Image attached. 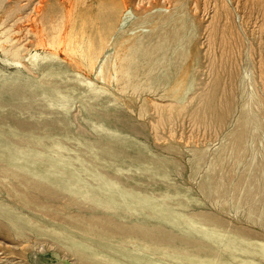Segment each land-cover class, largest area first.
Returning a JSON list of instances; mask_svg holds the SVG:
<instances>
[{
  "label": "rangeland",
  "instance_id": "rangeland-1",
  "mask_svg": "<svg viewBox=\"0 0 264 264\" xmlns=\"http://www.w3.org/2000/svg\"><path fill=\"white\" fill-rule=\"evenodd\" d=\"M37 1L2 0L0 12L20 7L18 12L25 13ZM62 1H67L69 8L56 20L65 28L54 39L48 56L37 59V65L31 64L34 58L27 50L18 57L22 63L14 64L3 52L6 42L3 45L0 41V264H34L36 258L45 261L40 264L77 262L62 237L79 234V230L91 239L100 234L107 243H117L124 233L146 234L142 230L146 224L129 225L130 215L120 218L114 214L116 210L70 191L73 186L66 189L55 179H43L39 174L55 168L50 169V156L69 161L93 183L96 179L85 168L139 192L170 194L166 199L176 210L190 212L192 205L197 218L216 224V230L226 229L223 242L234 244L236 240L243 245L252 238V251H261L264 1ZM125 9L130 14L126 26L135 27L132 33L141 35L144 42L138 51L142 59L135 62V71L144 73L137 92L129 95L104 84L100 73L73 64V60L79 61L80 50L76 42H69L84 33L93 38ZM169 13L173 21L159 25V34L152 30V22L142 19L151 16L164 21ZM30 16L15 24L23 34L32 23ZM7 17L3 16V24ZM123 48L124 44L115 45L120 51ZM48 63L55 67L41 73L40 68ZM103 69L115 77L112 67ZM83 78L108 91L90 97L88 85L79 80ZM167 80L179 93L187 89L185 102L178 98L165 102L153 96L162 86L159 82ZM54 87L68 91L67 106L48 103ZM43 90L46 94L41 95ZM150 96L157 100H150ZM53 142L60 146H51ZM20 146L24 152H38L26 168L9 165ZM54 152L57 154L50 155ZM34 171L38 174L31 173ZM69 176L68 169L59 174L61 179ZM181 214L179 222L183 221ZM166 222L155 225L159 236ZM179 222H172L176 225L167 231L177 255L165 258L164 264L190 262L192 259L177 256L190 251L191 244L197 251L219 253L218 260L230 257L228 251L220 253L222 245L216 243L214 234L200 237L195 231L194 237H189ZM258 257L264 262V254Z\"/></svg>",
  "mask_w": 264,
  "mask_h": 264
},
{
  "label": "bare ground",
  "instance_id": "bare-ground-1",
  "mask_svg": "<svg viewBox=\"0 0 264 264\" xmlns=\"http://www.w3.org/2000/svg\"><path fill=\"white\" fill-rule=\"evenodd\" d=\"M249 1L252 4V1ZM1 2L2 0H0V4ZM19 8L20 7L9 8L6 11L0 12V41H2V44L4 41L6 42L4 43L5 46L2 47L3 52L12 57L11 59L14 64L17 63L16 65H19L18 63H20L21 60H19L18 57L24 50H27L29 57L34 58L31 64L35 66L37 65L38 58L45 59L48 56V53L51 52L50 48H53V44L55 43L54 39L63 32L65 25L63 23L60 24L56 19L69 8V3L62 0H38L37 4L32 5L28 12H25L24 10L25 13H23L22 11L23 14L20 11L21 9L19 10L20 12H18ZM23 9L24 7L22 6V10ZM128 13V9L120 10V14L117 17L118 19L116 16L109 19L104 27L99 29L93 38L89 33H84L78 40L70 39L69 41L71 43L76 42V45L80 50V59L79 61L73 60V64L81 65L87 70L100 73V78L103 79L104 84L113 85L117 92L120 94L124 92V94L127 95L132 92H137L139 89L138 86L141 83L140 74L144 73L135 71V62L142 59L138 56V51H141L144 42L141 35L132 33L135 27L126 26L130 15ZM3 14L8 15V19L6 18L8 21L4 24ZM28 14L32 16V18L30 16L32 23H30V25L28 23L29 26H27L26 33H24L27 35L25 38L21 39L24 34L21 33V28H19L18 25L15 26V24ZM165 17L166 19L164 21H156L151 16H144L142 19L144 21L152 22V30L154 33L159 34V25L173 21L172 14L169 13ZM23 29H25V27ZM24 40H27V42L24 43ZM117 44L119 46L124 44V48L121 51L115 49V45ZM28 46H34V48L31 50L28 49ZM38 49L43 53L41 57H38L41 55V52H37ZM54 57H56V55H54ZM105 66L106 69L108 67L114 69L112 71L113 75H115L114 78L105 72V69H103ZM52 67H55L54 63L44 65V67L40 68L41 73H44L45 71L48 73L51 72ZM131 67L132 69L130 72L129 69ZM79 80L86 82L88 85L87 90L90 93V97L98 96L104 90L108 91L102 85H93V83L87 79L83 78ZM172 83L171 80L159 82L162 86L159 90H154L153 96H157L158 98L161 97L165 102H171L173 98H178L181 102H185L188 97V95H186L187 89H184L182 93H179L174 87H172ZM35 85L40 86L39 83H35ZM153 89H155V87ZM52 91L53 94H48V103H57L63 107L67 106L68 99L66 98L69 95L68 91L61 92L57 87H54ZM110 93L112 92L110 91ZM40 94L43 95L46 94V92L43 90ZM144 96L147 97L149 95L145 94ZM153 96H150V100H154ZM56 145L60 146V143L53 142L51 146ZM16 150L15 158L9 162V165L14 168L28 167L31 163H34L36 158L34 155L38 154V152L32 154L33 152H30L29 150L24 152V149H22L21 146ZM40 154L42 153L40 152ZM56 154L57 152H54L50 155ZM49 160L51 163L49 165L50 169L55 168L39 174L43 179L51 181L55 179L56 181L54 182H56L57 185H60L61 187L63 186L66 189L73 186L75 189H70V191L89 200L95 201L97 205H102L113 211L116 210L114 214L120 218L127 219L130 215L131 218L129 219V225L134 224L135 226H139L141 225L139 223L142 222L147 226L146 229H142L146 234H120L117 238V243H107L104 238H101L102 235L100 236V234L98 238L91 239L85 233L81 232L82 230H79V234L75 232L74 235H67L68 233H66V235L62 237L63 242L67 245L69 250L75 254L77 260V262H69L67 264H164L165 258H174L175 255H177L173 248V244L171 243V234L169 232L167 234V231L176 225H173L172 222L176 223V220L179 222L178 215L183 212L173 208L172 203L166 199L170 197V194L158 196L153 193L139 192L132 188H128L126 184L120 180H111L94 169L85 168L84 170L96 179V182L93 183L87 180L80 171H76L69 161L61 160L58 156H50ZM64 169L70 171V176L61 179L59 178V174L63 172ZM31 173L38 174L36 171ZM51 176L55 177L50 178ZM190 207V212L181 214L183 221H180L179 225L182 224V226L189 231V237H194L193 232L195 231H198L200 237L207 236L210 233L214 234L217 238V240H215L216 243L221 242L220 245H222V251L220 253L228 251L230 257L218 260L221 258L219 257V251L217 252L218 254L213 251H197L198 249L194 250V245L191 244L189 246L190 251L187 250L185 254L181 253L184 256H177L178 259H192L191 261L189 260L190 262H187V264H264L262 259L258 257V255L264 254V243L258 244L261 248V251L258 253L253 252L250 248V244L253 243L252 238H247L246 243H243V245L234 239V244H229L227 241L225 243L223 242V239L227 235L226 229L216 230V224H207L203 218H197L195 214L196 212L192 209V205H190ZM173 210H176V213L173 214ZM163 220L167 222L163 227L164 231L159 229V232L160 230L161 233L163 232V235L159 236L158 233L156 234V229V232L154 231V228L155 225L161 224ZM232 241L230 243H232ZM220 245H218V247ZM217 250L219 249L216 248L215 251ZM241 252H250V254L242 255ZM165 255L167 257L163 258ZM42 262L45 263L42 259L36 258L34 264H40ZM171 264L173 263L171 262Z\"/></svg>",
  "mask_w": 264,
  "mask_h": 264
}]
</instances>
